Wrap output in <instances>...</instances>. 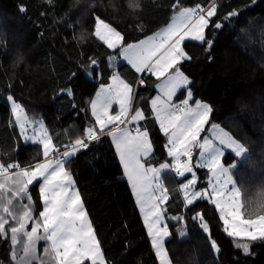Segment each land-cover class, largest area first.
Listing matches in <instances>:
<instances>
[{
	"label": "trees",
	"instance_id": "obj_1",
	"mask_svg": "<svg viewBox=\"0 0 264 264\" xmlns=\"http://www.w3.org/2000/svg\"><path fill=\"white\" fill-rule=\"evenodd\" d=\"M209 2L181 0L184 7L197 4L206 7ZM218 2L217 16L213 19H221L224 27L213 30L210 26L207 30L208 38L214 41L210 51L200 42H184L191 60L182 64V70L191 80L188 86L193 92L191 102L208 103L213 109L210 124H218L248 149V154L240 158L227 150V158L222 161L227 165L237 164L232 170L233 177L241 186L244 199L256 207L264 203V0ZM174 3L176 0H140V10L133 12L127 8L126 0H53L52 4L46 0H0L2 158L11 155L32 163L42 159V155H37L41 146L25 142L20 134L5 99L9 94L21 104L29 120L43 122L54 143L59 145L83 138L85 129L94 126L90 101L112 75L113 68H107L108 57H120L94 35V16L112 25L129 44L165 26L178 11ZM21 5L27 11L21 12ZM230 11L239 12V16L223 19ZM89 57L100 61L102 76L73 79V73L88 64ZM115 70L132 84L137 97L134 107L148 117L138 123L149 131L153 144L154 155L148 166L158 167V161L170 162L165 148L167 137L159 130L150 108L157 79L150 74L136 73L122 60L116 63ZM141 78L146 81L143 86L139 84ZM70 83L75 86L74 96L59 94ZM184 96L181 89L175 100ZM66 167L71 170L106 264H159L111 137L102 136L99 142L92 143L90 150L72 158ZM197 174L200 188L206 185L209 174L206 169L197 170ZM162 179L169 193L165 205L168 216L182 214L187 221L186 225L171 222L186 229V238L173 235L167 240L174 264H264V240L249 242L250 254L244 255L242 249L234 246L236 241L223 231V223L213 205L199 201L190 210L182 207L184 196L179 185L185 178L167 173L162 174ZM29 191L34 201V215H38L42 210L38 185L30 186ZM196 211L206 214L210 239L220 248L218 254L212 252L209 236L199 229L198 222L192 221ZM172 232L177 233L179 229L175 227ZM46 246L45 241L37 243L41 260L33 264H55L45 254ZM0 264H15L11 260L10 243L2 238Z\"/></svg>",
	"mask_w": 264,
	"mask_h": 264
},
{
	"label": "snow or ice",
	"instance_id": "obj_2",
	"mask_svg": "<svg viewBox=\"0 0 264 264\" xmlns=\"http://www.w3.org/2000/svg\"><path fill=\"white\" fill-rule=\"evenodd\" d=\"M46 3L52 4L53 0H46ZM126 6L133 12L139 11L140 0H126ZM173 7L178 9L177 14L173 22L157 34L159 39L148 37L138 44L125 43L119 31L99 16H94V35L108 49L127 61L136 73L150 74L157 80L163 78L156 85L160 94L152 98L150 104L159 130L167 137L165 148L170 162L158 161V167L148 166L154 155L149 131L142 125L127 127L148 117L134 107L137 97L132 84L115 72L110 77L112 83L101 84L95 99L90 101L94 126L85 129L83 138L67 145L54 143L42 121L32 134H28V121L20 115L23 112L21 105L12 94L6 96L24 141L41 146L37 155H42V159L32 163L22 162L11 155L5 159L0 154V238L10 243L11 260L15 264H33L41 260L37 255L39 241L46 242L44 252L55 264H106L101 243L81 196L74 190L71 170L66 167L72 158L90 150L92 143L99 142L105 135L112 138L135 191L159 264H172L166 240L170 241L173 235L186 238V229L173 233L169 223H187L182 214L168 216L165 205L169 201V193L162 174L174 173L176 178L186 179L180 184L184 194L183 208L190 210L199 201L213 205L223 223V231L236 241L234 246L242 249L244 255L250 254L249 242L264 240V203L254 207L246 201L241 186L233 177L232 170L237 168V164L233 162L226 166L222 162V158H227V150H231L230 154L235 158H240L248 154V149L220 129L218 124H210L213 109L209 104L195 100V106L190 105L193 101V92L188 87L191 80L182 70V64L191 60L184 42H200L207 46L206 51H210L214 41L208 38L207 30L210 26L213 30L224 27L221 19H213L217 16L219 2L210 0L206 7L200 4L184 7L181 0H176ZM19 10L27 11L23 5ZM238 16L239 12L230 11L223 19ZM114 59L115 56L108 57V69H112L111 61ZM102 72L100 61L89 57L88 64L73 73V79H99ZM145 83V79L139 80L140 85ZM74 87L71 83L65 85L59 94L72 98ZM181 89L185 99L176 103L174 97ZM114 103L118 104L119 110L113 113ZM72 106L76 107L74 103ZM206 126L211 138L207 134L201 135L205 133ZM194 149L200 150L199 159L195 162ZM199 169H206L209 174L206 185L200 188L197 187ZM37 185L42 210L34 215V201L29 188ZM191 219L198 222L199 229L209 236L210 248L218 254L220 248L215 240L210 239L206 214L196 211Z\"/></svg>",
	"mask_w": 264,
	"mask_h": 264
},
{
	"label": "rangeland",
	"instance_id": "obj_3",
	"mask_svg": "<svg viewBox=\"0 0 264 264\" xmlns=\"http://www.w3.org/2000/svg\"><path fill=\"white\" fill-rule=\"evenodd\" d=\"M177 14V12H175L173 15H172V17H171V19H170V21L165 25V26H163L162 28H160L159 30H157L156 32H154L153 34H151V35H149V36H147V37H144V38H142V39H140V40H137V41H134V42H131V43H129V44H138L139 43V41H141V40H147L148 39V37H155L156 39H159V37L157 36V34L158 33H161L162 32V30H164V29H166L167 27H168V25L169 24H171L172 22H173V17L175 16ZM105 23H107V24H109L108 22H106L105 21ZM110 25V24H109ZM111 27H113L112 25H110ZM114 28V27H113ZM118 31V30H117ZM120 60H122V61H125V60H123V58L122 57H119V58H115L113 61H111V63H112V65H113V72H115V73H117L119 76H120V78L121 79H123V80H125L116 70H115V67H116V63H118V61H120ZM125 62H127V61H125ZM112 72V73H113ZM162 80H163V78H161V80H157V82H156V84H155V88H156V85L157 84H159V83H161L162 82ZM125 82H127L126 80H125ZM105 85H108V84H105ZM101 86V85H100ZM156 95H159L160 93H159V90L156 88V93H155ZM155 95V96H156ZM155 98V97H154ZM19 103V102H18ZM202 103H206V102H203L202 101ZM20 104V103H19ZM208 104V103H207ZM9 105H10V103H9ZM21 105V104H20ZM191 105V104H190ZM22 107V106H21ZM194 107V106H193ZM22 109H23V107H22ZM141 110V109H140ZM20 115H21V117H23V118H26L27 119V121H28V123H27V125H26V127H27V129H32V130H35L36 128H38L39 127V122H41V120H35V121H33V120H29L28 118H27V116H26V114H25V111H24V109H23V112H21L20 113ZM14 118H15V120H16V117L14 116ZM131 124H128L127 125V127L128 128H132L131 126H130ZM121 127H124V126H121ZM137 127H139V125H137ZM32 133V131H29L28 130V134H31ZM206 134L207 135H209L210 136V138H211V134L207 131L206 132ZM205 134V135H206ZM24 138V137H23ZM116 150V149H115ZM231 151V150H230ZM117 153V152H116ZM118 156V155H117ZM118 159H119V156H118ZM119 161H120V159H119ZM223 162V161H222ZM120 164H121V162H120ZM122 166V165H121ZM122 169H123V167H122ZM124 176H125V174H124ZM189 178H190V176H189ZM173 180V179H172ZM174 181V180H173ZM186 182V181H185ZM179 187H180V185H179ZM181 189V188H180ZM181 192H182V194H183V191L181 190ZM133 193H134V198L136 199V201H137V198H136V195H135V191H134V189H133ZM183 196H184V194H183ZM137 203V202H136ZM138 207V210L140 211V207H139V205L137 206ZM140 215L142 216V220H143V222H144V215H143V213L140 211ZM144 225H145V227H146V230H147V226H146V224H145V222H144ZM175 227H177L178 229H179V231H181L182 229H184L182 226H179V225H177V224H174V225H172L171 223H169V228H170V230L172 231ZM148 232V231H147ZM150 237V236H149ZM150 240H151V237H150ZM167 245H168V241L166 240V249L168 250V247H167ZM159 262V261H158ZM172 264H174V262L172 261Z\"/></svg>",
	"mask_w": 264,
	"mask_h": 264
},
{
	"label": "crops",
	"instance_id": "obj_4",
	"mask_svg": "<svg viewBox=\"0 0 264 264\" xmlns=\"http://www.w3.org/2000/svg\"><path fill=\"white\" fill-rule=\"evenodd\" d=\"M112 83V81H111V79H109V82L107 83V84H111ZM105 85V84H104ZM100 90V86H99V89L97 90V92ZM179 91V90H178ZM177 91V92H178ZM156 95V94H155ZM155 95L152 97V98H154L155 97ZM95 96H96V94H95ZM95 96L93 97V99H95ZM151 98V99H152ZM183 99H185V96L182 98V99H179V100H175V97H174V102H176V103H179V101H181V100H183ZM151 101V100H150ZM190 104H191V106H195V104H194V102H191L190 101ZM150 108H151V104H150ZM119 110V106H118V104H116V103H114L113 104V109H112V111H113V113L115 112V111H118ZM142 111V110H141ZM152 111V110H151ZM153 113V115H154V117H155V114H154V112H152ZM140 122V121H139ZM139 122H137V123H134V124H131L130 126L132 127H137V125H138V123ZM157 124H158V126H159V123H158V121H157ZM132 127V128H133ZM220 129H222L221 128V126H220ZM29 131H34V130H32V129H28ZM223 131H225L224 129H223ZM206 132H207V130L205 131V133H202L201 135L203 136V135H205L206 134ZM226 132V131H225ZM32 134V133H31ZM23 137V136H22ZM24 139V138H23ZM111 140H112V138H111ZM113 142V141H112ZM113 145H114V147H115V144L113 143ZM115 149H116V147H115ZM116 152H117V150H115ZM199 149H194V157H193V159H196V160H198L199 159ZM118 156H119V153L117 152L116 153ZM195 160V161H196ZM121 165H122V167H123V164L121 163ZM226 166H228L227 164H225ZM230 165V164H229ZM153 167V166H152ZM123 173L125 174V178H126V180L128 181V183H129V185H130V187H131V191H132V193H133V188H132V184H131V182L129 181V179H128V176H127V174L125 173V171H124V167H123ZM72 178H73V176H72ZM73 182H74V190H76V191H78V189H77V186H76V184H75V180H74V178H73ZM79 192V191H78ZM133 196H134V193H133ZM135 197V196H134ZM135 201H136V199H135ZM137 204V203H136ZM137 206H138V204H137ZM85 208V207H84ZM86 210V209H85ZM87 212V211H86ZM140 212V211H139ZM88 217H89V215H88ZM142 217V216H141ZM90 219V218H89ZM143 219V218H142Z\"/></svg>",
	"mask_w": 264,
	"mask_h": 264
},
{
	"label": "bare ground",
	"instance_id": "obj_5",
	"mask_svg": "<svg viewBox=\"0 0 264 264\" xmlns=\"http://www.w3.org/2000/svg\"><path fill=\"white\" fill-rule=\"evenodd\" d=\"M79 29H81V28H79ZM70 144V143H69Z\"/></svg>",
	"mask_w": 264,
	"mask_h": 264
},
{
	"label": "built area",
	"instance_id": "obj_6",
	"mask_svg": "<svg viewBox=\"0 0 264 264\" xmlns=\"http://www.w3.org/2000/svg\"><path fill=\"white\" fill-rule=\"evenodd\" d=\"M133 127V126H132ZM134 128V127H133Z\"/></svg>",
	"mask_w": 264,
	"mask_h": 264
}]
</instances>
